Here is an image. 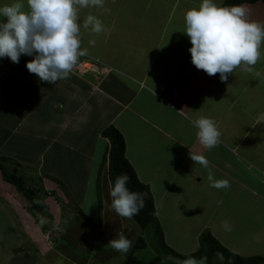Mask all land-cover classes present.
I'll list each match as a JSON object with an SVG mask.
<instances>
[{
    "label": "crops",
    "instance_id": "1",
    "mask_svg": "<svg viewBox=\"0 0 264 264\" xmlns=\"http://www.w3.org/2000/svg\"><path fill=\"white\" fill-rule=\"evenodd\" d=\"M11 2L0 0V5ZM23 2L27 9V0ZM201 2L104 0L103 8L80 9L78 22L87 55L56 84L29 73L26 64L33 57L22 55L19 63L0 58V164L6 171H16L27 186L41 192H49L47 179L63 190L61 183L66 189L75 186L74 175L63 172L65 167L56 161L50 164V153H78L95 162L92 147L85 143L87 135L93 142H104L99 166L108 144L101 132L114 124L122 130L126 156L139 179L151 187L159 227L170 228L164 232V250L184 261H192L185 256L200 248L199 236L205 230L231 252L245 251L244 242L233 248L219 234L228 232L219 229L221 222L213 216L219 210L224 215L227 208L230 226L246 225L264 233V123L257 124L264 114V45L252 71L237 68L227 81L222 82L219 73L209 76L198 70L183 31L185 13ZM244 5L251 20L264 24L263 2ZM90 14L103 21L104 32L95 34L82 27ZM199 117L213 119L221 131L220 143L211 150L199 143L190 123ZM120 118L125 127L120 128ZM81 122L90 125L84 139ZM191 149L207 158V168L195 164ZM39 170L44 172L42 178ZM210 174L215 180H228L229 187L206 200ZM171 189L193 200L189 214L175 207L168 196ZM61 193L57 190L45 198L54 216L63 218L69 192ZM79 203L81 208V199ZM30 205L0 172V264H39L38 255L54 245L39 240L43 230L50 239L53 232L39 224L38 216H45L31 211ZM56 224L62 232L68 225L62 220ZM259 251L245 257H264V249Z\"/></svg>",
    "mask_w": 264,
    "mask_h": 264
},
{
    "label": "clouds",
    "instance_id": "2",
    "mask_svg": "<svg viewBox=\"0 0 264 264\" xmlns=\"http://www.w3.org/2000/svg\"><path fill=\"white\" fill-rule=\"evenodd\" d=\"M104 0H12L0 5V58L8 57L19 63L22 55L33 57L26 67L40 81L56 84L67 79L80 57L87 55L82 48L81 24L78 12L85 8H103ZM185 30L191 42V62L207 75L220 74L222 82L237 68L252 71L262 57L264 24L249 18L244 4L223 5L219 0H202L198 7L189 9L184 16ZM82 27L91 33L105 31L103 21L88 15ZM183 110H181L182 112ZM197 129V138L208 150L220 143L221 131L208 117L190 120ZM264 123V114L257 124ZM195 164L208 167L202 154L190 150ZM130 176L119 175L109 186L111 207L122 218L132 219L144 207V194L128 188ZM210 186L216 189L229 187L228 180H215L208 176ZM226 231L230 225L224 222ZM117 252L127 253L133 241L120 233L109 241ZM188 264H194L189 261Z\"/></svg>",
    "mask_w": 264,
    "mask_h": 264
},
{
    "label": "rangeland",
    "instance_id": "3",
    "mask_svg": "<svg viewBox=\"0 0 264 264\" xmlns=\"http://www.w3.org/2000/svg\"><path fill=\"white\" fill-rule=\"evenodd\" d=\"M120 121L123 125H121L120 128L125 127L126 123H123L121 118ZM120 121H117L116 125H120ZM87 124L84 125L83 122H81V130L85 129L84 132H81V139H84L83 133L86 135V131H89L90 125ZM92 142L93 139L90 136L86 135L85 143L90 145V150L92 147L95 153V162L91 160L88 161L87 158L82 157V155L80 156L78 153L66 151L60 153L57 152L58 155L55 154L56 151H53L48 157L50 164L53 163V161H56L61 165V167H65V169H63V172L74 175V177L71 178V183H73L75 186H68L67 189L65 188V190H63L59 187V185L55 184V182L47 179V182L49 184L47 185V187L50 193L52 192L51 189L53 188H57L59 193L62 192L60 195H66V192H69V194L67 193L68 196L66 195L68 198V200L66 198V201L68 202L66 203V213L64 211V217L62 218L61 215L54 216V222H61L62 220L63 224L66 222V224L68 225H66L67 227L63 229L64 232H62V230L60 229L61 231L58 232V235L55 233L56 235L52 237V239H50V235L48 234L49 232L47 233L43 230V237L41 236L42 239L39 238V240L41 242L48 241L49 243L52 241L54 245H52L47 250V254L42 256L38 255L40 260L39 264H122L124 257L130 252L132 247L127 253L121 254L114 250L109 244V241L115 237H118L120 233H123L126 237L130 238L133 241L132 246L135 244V241L139 236H143L145 238L147 246L136 252V255L145 261H149L153 257L159 255L162 257L164 262H167L169 264H188L189 261L178 259L177 257H173L172 255L170 256V253L167 250H164V232L168 231L169 233L170 231L168 225L167 228H162L158 227V223H152V225H149L147 228H145V230H143L139 235L137 233V227L133 220L122 218L115 213V211L111 207V197L109 195V186L111 182L109 179V174L106 173L107 169L105 170L107 165H105L103 171H101L102 201L104 210L102 226L104 228L102 227L101 229H94L84 219L79 210L80 199L82 203L81 210L83 209V211L88 216H90L93 221L98 222L99 220L98 212L100 208V198L97 188L99 166L97 165V162L101 158L100 152L104 142L101 140H95V142L91 144ZM42 171H38L41 178L44 176V172ZM30 175L32 174L29 173L28 176L30 177ZM209 189L211 190L209 191ZM74 190H76L75 193L73 192ZM218 190L223 189H216L209 185V188L203 194V197L206 200L212 199V197L218 193ZM42 193H44V191H42ZM57 196H55V198H57ZM168 196L171 200H174L176 202L175 207L179 211L185 214H189V204L192 203L193 200L189 201V199L180 196L175 189H171L168 193ZM162 210L165 211L166 207L162 206ZM226 212L227 208L225 209L224 215L222 214L223 210H219V213H215L213 215L217 220H220L221 222V227H219V229H221L224 225V222L229 219L225 216ZM167 217V220L170 221L169 218L171 217ZM48 219L49 218L47 217L38 216L39 224L42 225L43 223V227L49 223ZM189 223L191 225H194L190 221ZM230 229L231 230L227 232V235L222 230H220L221 233L219 234L233 248L236 247L238 242H244L245 251L241 252L242 255H251L252 253H256V251L261 252L259 251L260 249H264V235L254 236V233H261L260 231L254 232L253 228L246 225H244L240 229H236V226H230ZM173 235L174 234H171V237ZM173 243L176 245L175 242ZM187 243L189 245L190 241H187ZM192 261L194 262V264H204L202 261H199L197 259ZM222 262V257L220 259L217 256L216 264H221Z\"/></svg>",
    "mask_w": 264,
    "mask_h": 264
},
{
    "label": "trees",
    "instance_id": "4",
    "mask_svg": "<svg viewBox=\"0 0 264 264\" xmlns=\"http://www.w3.org/2000/svg\"><path fill=\"white\" fill-rule=\"evenodd\" d=\"M264 0H225L223 5L231 6L234 4H244V3H258ZM102 137L108 140V144L99 165V176L97 181V188L100 200V208L98 212V222L93 221L90 216H88L83 209L79 208L84 219L88 224L94 229L102 228L103 224V199H102V177L101 171H103L105 165L108 166V174L111 184H114L116 178L121 174H127L130 176V181L128 183V188L131 191L144 194V207L141 209L138 215L134 216L131 220L135 222L137 227V233L140 235L145 228L152 223H157L156 215V205L155 199L149 184L142 182L134 169L133 165L126 156V141L123 133L114 125L110 124L101 132ZM0 172L3 178L15 185L18 191L23 193L27 199L31 202L30 210L39 211L45 217L49 218L50 223L46 227L53 232V237L57 234L60 229L58 225L54 222V214L50 210V204L46 201L45 195H51L50 192L42 193L38 188H32L26 185L25 179L18 175L17 172L9 173L6 171L3 165L0 164ZM62 187L65 189L66 185L61 183ZM56 189L52 191L53 194L56 193ZM73 204V203H72ZM127 219V218H126ZM129 220V219H128ZM52 225L54 227L50 228ZM159 227V225H158ZM56 233V234H55ZM138 235V236H139ZM200 248L185 256V259L189 260H199L204 264H216V257L220 259L222 257L223 262L221 264H263V256H249L245 257L240 254L231 252L221 242L208 230L203 231L199 236ZM147 246V242L143 236H139L132 246L130 252L124 257L122 264H169L164 262L162 257L157 255L145 261L136 255V252ZM184 257V256H182Z\"/></svg>",
    "mask_w": 264,
    "mask_h": 264
}]
</instances>
